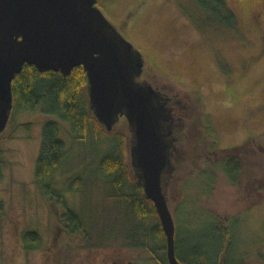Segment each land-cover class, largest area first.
<instances>
[{
    "label": "rangeland",
    "instance_id": "obj_1",
    "mask_svg": "<svg viewBox=\"0 0 264 264\" xmlns=\"http://www.w3.org/2000/svg\"><path fill=\"white\" fill-rule=\"evenodd\" d=\"M226 1L238 19L237 32L211 24L196 0H108L99 7L143 55V79L169 96L180 91L200 102L195 114L188 106L180 111L191 115L184 144L193 160L180 166L169 193L177 239L214 264L219 234L213 231L222 224L230 231V264H264V203L242 209L264 184V0ZM43 109L14 108L0 138V264H157L150 250L154 239H147L146 248L126 246L122 202L99 169L110 139L90 130L85 140H75L70 123ZM50 121L59 124L68 152L56 174L57 188L74 176L83 179L79 191L64 196L85 231L68 230L65 207L44 196L36 182L44 125ZM27 124L32 126L26 129ZM115 130L129 142L124 119ZM208 141L219 149L251 141L241 186H232L208 158ZM133 191L132 184L124 188ZM27 232L40 235L39 249L27 251Z\"/></svg>",
    "mask_w": 264,
    "mask_h": 264
},
{
    "label": "water",
    "instance_id": "obj_2",
    "mask_svg": "<svg viewBox=\"0 0 264 264\" xmlns=\"http://www.w3.org/2000/svg\"><path fill=\"white\" fill-rule=\"evenodd\" d=\"M26 64L64 76L83 67L89 111L106 133L122 119L128 123L131 178L154 203L169 263L181 264L169 193L180 166L193 160L184 138L188 118L200 107L197 98L180 91L169 96L143 79V55L98 0H0V138L14 107L13 81ZM184 106L191 115L180 112Z\"/></svg>",
    "mask_w": 264,
    "mask_h": 264
},
{
    "label": "trees",
    "instance_id": "obj_3",
    "mask_svg": "<svg viewBox=\"0 0 264 264\" xmlns=\"http://www.w3.org/2000/svg\"><path fill=\"white\" fill-rule=\"evenodd\" d=\"M105 1L108 0H98V5ZM196 2L209 16L211 24L225 26V28L232 31H238V19L226 0H196ZM86 86L87 78L83 67H77L72 71L71 75L64 76L60 72L40 73L36 67L26 64L13 81V110L16 108L30 112L34 111L38 105H43L45 113L56 115L62 121L71 124L72 137L75 140H85L90 130H93L92 132L98 138L108 137L111 147L109 152L100 160L99 169L105 179L115 188V198L120 203L122 202L123 234H126V246L146 248L148 247L147 239L152 238L154 239L155 247L150 250L155 256L157 264H170L167 258V239L154 203L145 196L142 185L135 183L131 178L126 137L123 133L116 130L111 134L106 133L94 118L88 108V98L85 93ZM31 126L30 124L23 125L26 129ZM59 136L60 126L56 121H50L44 125L43 140L36 164L35 177L42 194L56 199L59 204L65 207L64 219L67 229L72 233H77L79 230L85 231V224L78 214L67 207L64 193L67 191H79L83 179L80 175L74 176L67 180L63 189L57 188L56 174L68 154L65 144L60 140ZM250 142L232 149H219L215 142L208 141L212 149L208 153V158L222 168L229 182L234 187L241 186L246 157H248V152H250ZM249 155H252V153ZM1 157L2 152L0 150V179L2 178L3 166ZM130 184L134 187V191L131 194L124 193V188ZM244 189L252 191L249 186H245ZM245 199L247 198L245 197ZM261 203H264L263 183L259 185L257 193L253 194L249 204L245 203L242 209H249ZM2 211L3 204H0V214ZM216 230L213 233L219 234L221 238L214 239V250L218 255V261L214 264H221L220 260L225 250L227 252L224 255L223 264H230L229 258H227L230 248V231L222 224ZM23 239L27 251L37 250L42 244L40 235L34 232L25 233ZM176 256L181 264H211L210 257L206 253L200 250L193 251L181 239H177V234Z\"/></svg>",
    "mask_w": 264,
    "mask_h": 264
}]
</instances>
